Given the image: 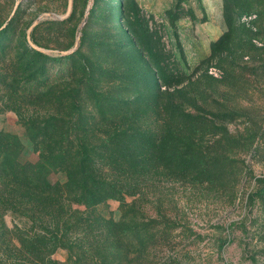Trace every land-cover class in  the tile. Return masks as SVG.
<instances>
[{
    "label": "rangeland",
    "instance_id": "obj_1",
    "mask_svg": "<svg viewBox=\"0 0 264 264\" xmlns=\"http://www.w3.org/2000/svg\"><path fill=\"white\" fill-rule=\"evenodd\" d=\"M74 102L107 131L136 121L158 140L156 177L125 198L130 231L152 222L156 238L127 264H264V0H0V131L31 152L16 108L37 119ZM3 223L0 264H28L15 233L27 220Z\"/></svg>",
    "mask_w": 264,
    "mask_h": 264
},
{
    "label": "trees",
    "instance_id": "obj_2",
    "mask_svg": "<svg viewBox=\"0 0 264 264\" xmlns=\"http://www.w3.org/2000/svg\"><path fill=\"white\" fill-rule=\"evenodd\" d=\"M40 58L33 50L19 67L28 69ZM155 76L158 81L165 79ZM49 93L56 94L44 88L29 92L36 100H44ZM81 94L79 90L77 95ZM70 107L71 111H65L59 106L56 114L37 119L16 108L30 135L31 152L18 134L0 131V217L10 213L27 220L24 228L16 226L15 233L22 245L18 252L25 250L28 264L130 263V252L138 253L156 238L152 222H133L130 231L125 198L140 195L144 184L156 177V162L162 156L158 140L142 133L136 121L127 127L120 122L107 131L105 121L98 123L84 115L88 109L82 102ZM95 108L100 113L110 111L106 105ZM112 109L116 111L115 106ZM100 124H105L101 133ZM172 156L180 160L174 171L183 173L187 158ZM58 173L65 175V181L51 180ZM118 200L122 201L120 217L100 212L103 205ZM5 228L3 223L0 240ZM60 250L68 252L66 261L54 258Z\"/></svg>",
    "mask_w": 264,
    "mask_h": 264
}]
</instances>
